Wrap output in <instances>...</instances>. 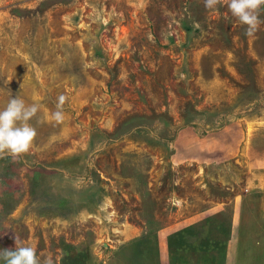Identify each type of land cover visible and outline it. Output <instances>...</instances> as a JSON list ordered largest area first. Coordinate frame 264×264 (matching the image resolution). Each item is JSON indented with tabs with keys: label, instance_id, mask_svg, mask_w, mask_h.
<instances>
[{
	"label": "rangeland",
	"instance_id": "374dc122",
	"mask_svg": "<svg viewBox=\"0 0 264 264\" xmlns=\"http://www.w3.org/2000/svg\"><path fill=\"white\" fill-rule=\"evenodd\" d=\"M258 14L247 36L227 0H0V109L40 106L30 149L0 153V250L264 264Z\"/></svg>",
	"mask_w": 264,
	"mask_h": 264
},
{
	"label": "clouds",
	"instance_id": "9594fccd",
	"mask_svg": "<svg viewBox=\"0 0 264 264\" xmlns=\"http://www.w3.org/2000/svg\"><path fill=\"white\" fill-rule=\"evenodd\" d=\"M219 0H203L208 9L214 8ZM264 5V0H227V7L232 16L236 17L241 24L247 25L245 35L251 36L257 30L259 20V9ZM65 97L61 94L57 98L56 110L52 112L51 118L60 123L64 120L62 105ZM36 102L26 103L20 95L12 96L7 105L0 109V153L7 152L15 157L27 152L36 135V128L30 123L31 118L39 111ZM0 262L2 264H40L35 249L31 246L18 244L16 238L15 248L0 250ZM45 264H52L50 259Z\"/></svg>",
	"mask_w": 264,
	"mask_h": 264
}]
</instances>
